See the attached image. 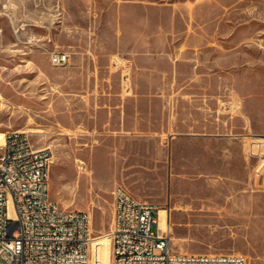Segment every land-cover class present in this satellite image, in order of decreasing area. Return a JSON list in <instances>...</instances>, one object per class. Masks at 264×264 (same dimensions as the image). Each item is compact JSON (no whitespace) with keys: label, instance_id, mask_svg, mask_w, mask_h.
Masks as SVG:
<instances>
[{"label":"rangeland","instance_id":"rangeland-1","mask_svg":"<svg viewBox=\"0 0 264 264\" xmlns=\"http://www.w3.org/2000/svg\"><path fill=\"white\" fill-rule=\"evenodd\" d=\"M87 39L94 57H111L122 65L124 92L130 89L136 62L143 66L148 61L160 73L179 59L182 74H215L211 83L204 78L207 90L199 100L219 109V116L238 117L247 98L239 89L249 85L250 97L256 99L253 108L264 119V0H0V133L25 132L36 148L50 151L51 200L62 209L90 215L93 239L106 237L100 247L92 243L91 264H111L108 235L115 199L108 174L115 165L110 162L108 169L99 131L67 127L68 52ZM147 43L154 45L149 56ZM57 53L69 55L68 65L49 64ZM162 103L155 99V105ZM82 118L76 122L82 124ZM262 127L264 135V121ZM237 170L230 164L232 186L243 184ZM252 175L264 186V172ZM159 191L140 202L170 213L177 252L243 255V242L227 239L228 231L216 226L211 212L201 218L178 203L169 210L168 203L154 199Z\"/></svg>","mask_w":264,"mask_h":264},{"label":"crops","instance_id":"crops-1","mask_svg":"<svg viewBox=\"0 0 264 264\" xmlns=\"http://www.w3.org/2000/svg\"><path fill=\"white\" fill-rule=\"evenodd\" d=\"M83 42L68 52L67 127L99 131L108 169L110 162L115 165L108 174L112 194L122 188L140 202L159 189L154 199L168 203L169 210L178 203L201 218L211 212L218 219L216 226L228 231L227 239L243 242L248 264H264V186L253 178L257 162L247 157L245 144L249 136L263 134L264 119L253 108L250 86L239 89L247 98L238 117L219 116V109L199 100L207 90L204 78L211 83L215 74H182L184 63L174 59L171 69L160 73L148 61L143 66L135 61L130 89L124 92L122 65L111 57H94L89 40ZM146 48L149 56L153 43ZM49 64L54 67L51 57ZM155 99L163 103L155 105ZM79 115L82 124L76 122ZM230 164L238 169L242 185H230ZM160 209L165 208L158 213Z\"/></svg>","mask_w":264,"mask_h":264},{"label":"built area","instance_id":"built-area-1","mask_svg":"<svg viewBox=\"0 0 264 264\" xmlns=\"http://www.w3.org/2000/svg\"><path fill=\"white\" fill-rule=\"evenodd\" d=\"M54 67L69 63L52 56ZM247 156L264 172V135L249 136ZM52 155L36 148L27 133L9 131L0 146V264H91L93 236L86 212L62 209L50 198ZM11 187V194H4ZM109 236L112 264H248L243 255L177 252L170 230L158 223V209L114 192ZM154 228H156L154 230Z\"/></svg>","mask_w":264,"mask_h":264},{"label":"bare ground","instance_id":"bare-ground-1","mask_svg":"<svg viewBox=\"0 0 264 264\" xmlns=\"http://www.w3.org/2000/svg\"><path fill=\"white\" fill-rule=\"evenodd\" d=\"M4 143V134L0 133V146H2ZM42 149V148H40ZM49 179L48 178V183H49ZM4 194H11V187H4ZM159 226L161 229L163 230H170L169 229V225H168V212L164 209L159 210ZM89 215V214H88ZM90 218V226H91V217L89 215ZM92 233V231H91ZM108 239L110 241V246H111V239L110 236L108 235ZM106 240V237H98L93 239L92 243L96 245V247H100L102 246L103 242ZM98 264V263H97ZM111 264H112V250H111Z\"/></svg>","mask_w":264,"mask_h":264}]
</instances>
